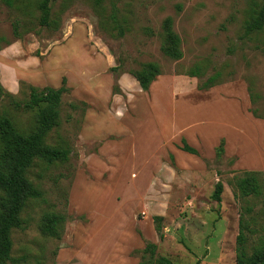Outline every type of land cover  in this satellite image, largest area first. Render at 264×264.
I'll return each instance as SVG.
<instances>
[{"label": "rangeland", "instance_id": "obj_1", "mask_svg": "<svg viewBox=\"0 0 264 264\" xmlns=\"http://www.w3.org/2000/svg\"><path fill=\"white\" fill-rule=\"evenodd\" d=\"M37 4L38 0H17V7L9 8L0 0V86L24 103L31 87L58 88L66 79L59 124L46 144L68 149L69 156L50 164L35 159L27 170L41 196L27 202L22 228L11 232L12 260L7 264H155L154 259L147 262L148 254L142 260V253L136 252L146 242L155 244L156 255L172 264H235L240 215L252 230L246 244L251 254L264 240V173L259 176L258 196H243L237 178L242 171L264 168H237L234 155L224 152L208 158L197 148L198 155L186 162H176L168 152L154 167V162L141 160L145 152L128 146L133 136L125 142L120 156L124 160L110 162L112 148L105 144L124 136L105 134V129L111 126L109 113L127 119L126 130L138 126L139 103L146 93L127 72L150 62L161 70L154 93L167 88L182 94L212 78L220 95L227 97L234 88L246 89L247 80L253 82L259 94L253 110L264 117V28L244 34L262 0H54L49 27L39 26ZM15 20L20 23V39L12 34ZM117 65L119 71L111 73ZM190 70L199 76H186ZM5 100L0 98V116L10 118L22 133L34 129L33 113ZM208 119L203 118L205 127L195 130L199 137L209 138L210 149L217 131L228 128L223 121ZM133 120L137 122L129 124ZM91 126L98 137L105 135L89 140L86 132ZM173 145L179 148L180 142ZM244 145L243 150L256 151L248 150L250 143ZM149 169L153 175L141 207L133 213L116 205L127 193L131 196V189H126L130 184H118L120 172L135 171L143 177ZM141 180L137 177L136 182ZM217 182L223 186L219 202L211 198ZM112 195L114 205L109 201ZM47 216L64 219L52 237L41 232ZM154 216L163 218L162 240L154 233L152 241L146 233L144 218L151 219L155 231Z\"/></svg>", "mask_w": 264, "mask_h": 264}, {"label": "trees", "instance_id": "obj_2", "mask_svg": "<svg viewBox=\"0 0 264 264\" xmlns=\"http://www.w3.org/2000/svg\"><path fill=\"white\" fill-rule=\"evenodd\" d=\"M9 8L17 7V0H2ZM54 0H38L37 9L39 11L38 23L41 27H49L51 20V5ZM20 23L15 20L12 23V34L15 39H20ZM264 28V0L261 7L254 11L249 21L244 26L245 36L259 32ZM170 40L172 36L166 34ZM0 39V48H1ZM120 66L110 68L111 73H117ZM138 83L142 91H147L150 85L161 75L160 66L155 62L142 64L140 69L127 72ZM186 76L198 77L197 70L186 72ZM212 78H208L198 90L210 89L216 84L212 83ZM68 91L66 79L62 78L61 86L54 88L46 86L41 89L31 87L28 99L24 103L18 102L14 96L5 92L0 86V98L6 99L16 109L32 112L34 115L35 127L29 133H22L17 130L14 123L6 115L0 116V264H7L12 260V240L11 232L22 228L21 213L27 202L37 199L41 193L32 185L26 176V172L35 159L48 164L55 161H65L68 159L69 150L53 147L46 144L48 134L59 124L60 105L62 95ZM182 146L179 148L192 155H198L197 150L190 147L182 138ZM224 154V141L221 140L215 148V156ZM242 177L237 178V186L243 196H258L261 192L259 176L264 171H242ZM223 191V186L217 182L211 198L219 202ZM41 226V232L47 236L57 235V225L64 219L61 216H47ZM155 231L158 238L163 239L162 221L160 216L152 217ZM252 230L249 228L248 221L240 215L238 221V233L235 238L236 259L235 264H264V240L252 249V253L246 251L248 241L247 233ZM157 246L151 242H146L141 250V258L148 254V260L154 259L155 264H172V262L160 255H156Z\"/></svg>", "mask_w": 264, "mask_h": 264}, {"label": "crops", "instance_id": "obj_3", "mask_svg": "<svg viewBox=\"0 0 264 264\" xmlns=\"http://www.w3.org/2000/svg\"><path fill=\"white\" fill-rule=\"evenodd\" d=\"M155 81L150 85L147 91H143L146 93V97L143 96L140 100L139 105L142 110H139L138 113H140L141 116L138 117L137 121L139 123L134 130H131L129 127V130H126L128 126L127 119L125 121L123 117L120 118L119 116H112L111 113L108 114L111 120L107 123L111 124V126H106L107 128L105 130L109 131L105 134L124 136L122 140H110L105 144L106 146L110 144L112 148L109 154V158L111 159L110 162L118 163L124 160V157H122V159L120 157L123 154L122 150L126 145L125 142L127 141L128 143L131 141L133 136V140L128 146L131 145L132 150L135 152H145V154L141 156V160L145 162H154V167L158 160L160 162L161 157L168 152L175 157L176 162L180 163L186 162V159L194 158L196 155L189 154L179 149L182 146L181 140L183 138L186 143L195 150L204 149L208 158L215 155V148L219 145L220 141L223 140L225 147L224 152H226V155L235 156V167L246 169L264 168V117L262 115H256L253 110L257 105L255 102L259 97V94L255 95L252 89L251 85L253 82L249 83L247 80L248 84L246 89L242 87V90L239 89V91H237L236 88H234L231 95L222 97L219 87H216V85L204 91L197 89L178 95H174L172 91L167 88L154 93L152 87ZM137 86L139 87L138 83ZM148 91L151 92L148 93ZM231 96L232 98L238 97L239 100H241L239 103L235 101V99L231 101L228 98ZM243 106H247V110L244 111ZM203 118H209L214 122L221 121L220 123L223 121L224 126L228 128L219 129V133L217 131L216 138L210 149L207 147L209 138L199 137L195 130L198 126L205 127ZM137 121L133 120L129 124H134ZM116 124L120 127H117ZM92 131L93 126L89 127L86 132V136L91 141L100 140L105 135L103 134L98 137V134H94ZM179 142V148H176L173 144L175 143L178 145ZM244 143H250L252 145L248 150H252V147H254L256 151L249 152L243 150L245 148ZM104 147L100 150L101 154L102 151H105ZM145 149L151 151L147 153ZM251 153L254 155H251ZM199 162L202 161L199 160ZM151 169H149L147 174H144L143 177L140 175L137 176L135 171L130 172L129 175L120 172L121 177L117 175L120 177L118 181L120 186H122V184L124 186L130 184L131 187H127L126 189L129 190V192L131 189V196H129V193H125L126 195L123 193L125 195L124 200L121 203L116 202V205L123 204L127 210L133 213L141 207V196L146 192L148 180L153 175ZM137 177L142 179L141 183L136 182ZM132 178L134 179L133 181L131 180ZM126 179L129 180V183H127ZM101 189H103V186H101ZM116 189L118 190L117 186ZM112 197L113 195L110 197L109 201L114 205L115 201H112ZM108 213L109 212H107V214ZM144 220L146 233L153 241L154 233L157 231L155 232L151 228L150 218L145 217ZM123 228L124 231L127 232L125 230L126 227L124 226Z\"/></svg>", "mask_w": 264, "mask_h": 264}]
</instances>
